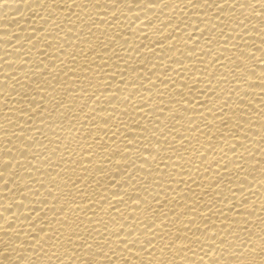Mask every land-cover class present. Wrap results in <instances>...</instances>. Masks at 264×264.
I'll use <instances>...</instances> for the list:
<instances>
[{
    "label": "bare ground",
    "instance_id": "1",
    "mask_svg": "<svg viewBox=\"0 0 264 264\" xmlns=\"http://www.w3.org/2000/svg\"><path fill=\"white\" fill-rule=\"evenodd\" d=\"M0 264H264V0H0Z\"/></svg>",
    "mask_w": 264,
    "mask_h": 264
}]
</instances>
